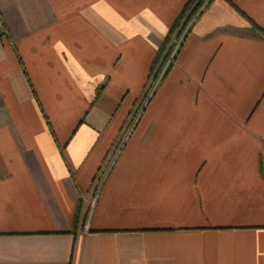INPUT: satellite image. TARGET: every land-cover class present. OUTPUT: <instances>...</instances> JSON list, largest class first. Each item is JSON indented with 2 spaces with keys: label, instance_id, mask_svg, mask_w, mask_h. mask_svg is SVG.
I'll return each mask as SVG.
<instances>
[{
  "label": "crops",
  "instance_id": "crops-1",
  "mask_svg": "<svg viewBox=\"0 0 264 264\" xmlns=\"http://www.w3.org/2000/svg\"><path fill=\"white\" fill-rule=\"evenodd\" d=\"M187 1L0 0V264H264V0L203 9L108 160Z\"/></svg>",
  "mask_w": 264,
  "mask_h": 264
},
{
  "label": "trees",
  "instance_id": "trees-1",
  "mask_svg": "<svg viewBox=\"0 0 264 264\" xmlns=\"http://www.w3.org/2000/svg\"><path fill=\"white\" fill-rule=\"evenodd\" d=\"M213 0H188L184 5L183 9L176 17L173 22L168 34L166 35L163 43L161 44L158 52L152 62L150 67V73L148 77V82L153 78L157 79L160 72L162 71L166 60L169 58L171 53L174 50L176 41H179L183 33L186 31L187 27L190 25L193 17L201 10L203 5L208 6ZM247 17L244 13H242ZM248 18V17H247ZM249 23L252 28L258 31L261 35L264 36V31L261 30L251 19L248 18ZM171 70L167 71V73ZM80 207H78L75 219H74V230L78 227L81 220L80 216Z\"/></svg>",
  "mask_w": 264,
  "mask_h": 264
},
{
  "label": "built area",
  "instance_id": "built-area-1",
  "mask_svg": "<svg viewBox=\"0 0 264 264\" xmlns=\"http://www.w3.org/2000/svg\"><path fill=\"white\" fill-rule=\"evenodd\" d=\"M205 7H206V5H203V7L201 8V10L193 17L191 23L201 14V12L203 11V9ZM191 23H190V25H191ZM190 25L187 27L186 31L183 33V35L181 36L180 40L179 41H176L173 52L171 53V55L169 56V58L166 60L165 65H164L162 71L160 72V74L158 76V79L156 81L157 83L155 82L156 84L154 86L152 84L153 87L151 86V89L148 92L147 99H145V100H147L146 105L150 101V98L152 97V95L155 93V90H156V87H157L158 83L164 78V76L166 75V73L170 69V67H172L175 64L177 55H178V53H179V51H180V49L182 47V44H183V42H184V40L186 38V35H187V32L189 30ZM152 81H153V79H152ZM145 106H144V108H145ZM142 112L140 114H138V116L135 117L136 119H135L133 125L129 128L127 137L133 131L136 123L138 122L139 118L141 117ZM118 148H119V146H118ZM118 148H117L116 152H119L120 149L118 150ZM103 173L104 172L101 173V177L104 175ZM101 177L98 178L97 181H96V187H95L96 190L99 188V185H100V182H101V179H102ZM95 201H96V199H93V201L91 202V205H94L95 204ZM86 228H87V226H86Z\"/></svg>",
  "mask_w": 264,
  "mask_h": 264
},
{
  "label": "rangeland",
  "instance_id": "rangeland-1",
  "mask_svg": "<svg viewBox=\"0 0 264 264\" xmlns=\"http://www.w3.org/2000/svg\"><path fill=\"white\" fill-rule=\"evenodd\" d=\"M172 68V67H171ZM168 73H166V75H167ZM165 75V76H166ZM164 76V77H165ZM153 79V78H152ZM152 79L148 82V80H147V83H146V86H145V89H144V94H143V97L140 99V101H138V103L136 104V106H135V108H134V110L130 113V115H129V117H128V119H127V124L122 128V131H121V133H120V139H119V141L114 145V147H113V149L110 151V153H109V155H108V160H109V158H111V157H113L114 156V154H116L115 152H116V150H117V148H118V146H119V148H118V150L119 149H121V147L123 146V142H121V141H123L122 139L123 138H126L127 137V134H128V130H129V128L133 125V123H134V121H135V117L136 116H138V114H140L142 111H144V106L146 105V102H147V100H145V99H147V96H148V92L150 91V89H151V86H152V84H153V86L157 83L156 81H157V79H153V81H152ZM164 79V78H163ZM162 79V80H163ZM161 80V81H162ZM152 81V82H151ZM161 81L158 83V85H157V87H156V90H157V88H158V86L160 85V83H161ZM156 82V83H155ZM152 86V87H153ZM156 90H155V92H156ZM155 94V93H154ZM153 94V95H154ZM153 95H152V97H153ZM151 97V98H152ZM151 98H150V100H151ZM146 107V106H145ZM143 109V110H142ZM143 113V112H142ZM142 115V114H141ZM139 120H140V118H139ZM138 120V121H139ZM106 162H107V160H106ZM102 173V172H101ZM101 177V174L98 176V178H100Z\"/></svg>",
  "mask_w": 264,
  "mask_h": 264
}]
</instances>
